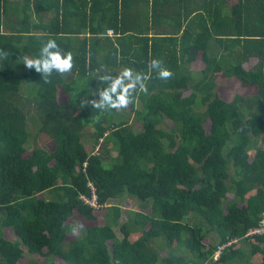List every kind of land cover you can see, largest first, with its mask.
<instances>
[{"label": "trees", "instance_id": "16d2710c", "mask_svg": "<svg viewBox=\"0 0 264 264\" xmlns=\"http://www.w3.org/2000/svg\"><path fill=\"white\" fill-rule=\"evenodd\" d=\"M49 38L73 66L45 80ZM126 68L144 88L96 108ZM263 216L264 0H0V264H264Z\"/></svg>", "mask_w": 264, "mask_h": 264}, {"label": "clouds", "instance_id": "9594fccd", "mask_svg": "<svg viewBox=\"0 0 264 264\" xmlns=\"http://www.w3.org/2000/svg\"><path fill=\"white\" fill-rule=\"evenodd\" d=\"M161 63L159 59L153 58L151 68L159 70L161 78L171 76V71L162 67ZM27 65L35 68L47 80L53 73H64L70 70L73 66V57L70 52L63 51L54 38H49L43 43L39 54L29 60ZM100 79L107 81L108 86L99 92V99L94 105L98 109L124 107L131 102L132 90L137 85L144 88L143 75L139 72L134 74L131 68L124 69L115 77L105 74Z\"/></svg>", "mask_w": 264, "mask_h": 264}, {"label": "rangeland", "instance_id": "374dc122", "mask_svg": "<svg viewBox=\"0 0 264 264\" xmlns=\"http://www.w3.org/2000/svg\"><path fill=\"white\" fill-rule=\"evenodd\" d=\"M114 33H113V31H108V35H113ZM254 64V61L251 59L250 61H248V62H246L245 64H244V66L246 67V68H249L251 65H253ZM201 66V62L199 61V59L196 61V62H194V63H192V65H191V68L192 69H194V70H197V69H199V67ZM29 86H33V83L30 81V80H27V81H25ZM217 82H218V85H217V90H218V93H219V95H221V96H225L226 98H231L233 95H234V93H236L235 91H242L243 89L241 88V89H237V87H239L238 85H239V81L236 79L235 80V78H233V79H228V78H225V77H222V76H218L217 77ZM26 86H23L22 88H21V95L24 97V95L26 94ZM254 91H255V88H254ZM59 98H60V101H63V99H64V96H63V94H61V93H59ZM31 98H33V94H31ZM22 102H24V103H26L25 104V106H24V109L26 110V114H27V117L29 118V120H28V124H29V128H30V131H31V134L34 136V135H37V139L36 140H34V141H29L28 142V145H29V147H30V145H33L34 144V142H37V144H41L44 140H42V138L40 137V135H39V133L37 132V130H38V125H37V115H36V112L34 111V109H35V104H34V101H22ZM204 127H205V129H206V131H209V127H210V122L209 121H206L205 123H204ZM135 128L136 129H140V124L139 123H137V124H135ZM114 153V152H113ZM112 153V154H113ZM92 184V183H91ZM39 196H41V197H45V196H47L45 193H41ZM115 202V201H114ZM137 201H129V203L128 204H123V206H124V208H125V210L124 209H122L123 210V213H122V218H120V221H122L123 219H124V216H125V211H126V209H127V207H129V208H133V209H135L136 207H138V205H137ZM129 205V206H128ZM103 210H101L102 212H104L105 211V208H102ZM80 215H78L77 216V218L79 217ZM122 219V220H121ZM81 221V220H80ZM115 229H116V231H117V235L120 237L121 236V234L119 233V231H118V229H117V227H115ZM256 260V256L255 257H251V261H255ZM248 263V262H247ZM246 263V264H247ZM250 263V262H249ZM236 264V263H235Z\"/></svg>", "mask_w": 264, "mask_h": 264}, {"label": "built area", "instance_id": "2783aa9c", "mask_svg": "<svg viewBox=\"0 0 264 264\" xmlns=\"http://www.w3.org/2000/svg\"><path fill=\"white\" fill-rule=\"evenodd\" d=\"M111 30V29H110ZM109 30V31H110ZM112 31V30H111ZM91 185V194L92 196L91 197H83L82 196V199L85 203H88L92 206H96V203H97V200H96V194H95V188L94 186L90 183ZM264 232V216L260 219V222L258 224V226L256 227H252L250 229L247 230L246 232V235H249V234H257V233H263ZM236 241V239H233L231 241H229L228 243L226 244H222V245H219L215 251V253L213 254V258L216 259L220 253V251L227 245L231 244L232 242Z\"/></svg>", "mask_w": 264, "mask_h": 264}, {"label": "crops", "instance_id": "0c3cea01", "mask_svg": "<svg viewBox=\"0 0 264 264\" xmlns=\"http://www.w3.org/2000/svg\"><path fill=\"white\" fill-rule=\"evenodd\" d=\"M113 31V30H112ZM114 33V32H113Z\"/></svg>", "mask_w": 264, "mask_h": 264}]
</instances>
